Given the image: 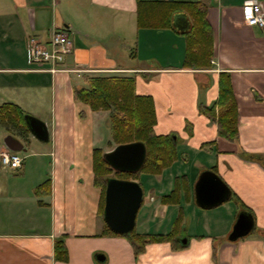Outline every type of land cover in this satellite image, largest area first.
<instances>
[{"label": "crops", "instance_id": "crops-1", "mask_svg": "<svg viewBox=\"0 0 264 264\" xmlns=\"http://www.w3.org/2000/svg\"><path fill=\"white\" fill-rule=\"evenodd\" d=\"M249 1L264 3L211 0L213 68L193 71L183 68L187 41L179 31L190 22L182 14L173 20L179 31L139 29L138 0H0V107H20L46 123L50 133V142L42 143L30 132L24 139L0 126V152L7 149L1 131L25 149L23 156L18 153L21 169H5L0 162V264H264V166L250 159L264 160V28L246 25L243 6ZM54 27L66 30L73 52L62 72H34L28 37L48 41ZM220 73L230 74L238 105L234 142L220 137L217 125L199 112V103L217 101ZM117 75L134 76L137 94L153 98L156 134L177 135L179 160L162 175L148 177L158 181L160 198H150L153 212L142 216L138 232L167 235L178 221L177 240L148 243L139 255L128 238L104 234L99 213L94 152L116 147L111 141L103 145L100 127L110 128L108 113L93 112L74 99V89L86 86V77ZM186 162L195 174L182 171ZM208 170L221 177L232 198L207 210L197 205L195 187ZM177 178L185 192L179 204L166 205L161 197L169 195ZM46 181L49 190L37 193ZM243 212L252 215L254 230L231 242ZM153 217L160 219L155 231L147 228ZM60 239L66 261L55 257Z\"/></svg>", "mask_w": 264, "mask_h": 264}, {"label": "trees", "instance_id": "trees-1", "mask_svg": "<svg viewBox=\"0 0 264 264\" xmlns=\"http://www.w3.org/2000/svg\"><path fill=\"white\" fill-rule=\"evenodd\" d=\"M210 5L211 0L196 2L138 0L137 25L139 29L179 31L173 24L174 17L177 14L186 16L190 26L184 31H179L187 41L183 68L193 71H209L213 68L214 59V34L207 18ZM85 82L86 86L74 89V99L76 102L88 105L93 112L108 113L111 145L141 142L147 148L146 162L142 170L134 174L115 172L105 161L103 150L99 148L95 150L94 182L95 186L101 190L99 213L104 219L107 181L113 176L121 180L139 181L142 174L147 177L162 175L179 160L177 135L159 136L156 134L155 102L151 96L137 94L134 76H88ZM199 112L217 125L220 137L231 142L238 140L239 111L229 73H220L217 101L211 106L199 103ZM25 117L26 114L16 105L5 104L0 107V126L13 132H19L24 139H27L29 129ZM250 159L264 166L262 157L250 156ZM140 184L142 185L141 182ZM49 186V181H46L39 186L37 193L43 190L48 191ZM184 187L182 179L177 178L174 190L162 198V203L179 204L181 193L185 192ZM178 228L179 222L177 221L171 233L152 235L138 233L135 226L130 234L120 235L105 225L104 234L128 238L134 247L135 254L139 255L148 243H176ZM176 247L183 248L181 245ZM55 257L59 261L68 259L63 239L55 243Z\"/></svg>", "mask_w": 264, "mask_h": 264}, {"label": "water", "instance_id": "water-1", "mask_svg": "<svg viewBox=\"0 0 264 264\" xmlns=\"http://www.w3.org/2000/svg\"><path fill=\"white\" fill-rule=\"evenodd\" d=\"M25 121L29 132L40 142L49 143L50 133L46 123L26 115ZM5 146L12 152H24L23 144L9 135ZM108 165L120 173H139L147 159V148L144 143L135 142L118 145L104 153ZM196 203L202 209L217 208L232 198V192L221 177L213 171H205L199 177L195 187ZM144 202V189L137 181L110 178L105 193L104 222L115 233L130 234L136 226L137 216ZM254 230V219L243 212L238 217L229 236L231 242H237ZM183 245L187 240L182 241Z\"/></svg>", "mask_w": 264, "mask_h": 264}, {"label": "built area", "instance_id": "built-area-1", "mask_svg": "<svg viewBox=\"0 0 264 264\" xmlns=\"http://www.w3.org/2000/svg\"><path fill=\"white\" fill-rule=\"evenodd\" d=\"M243 15L247 26L264 28L263 2H246ZM27 49L32 71L57 74L63 71L66 58L73 52V44L64 28L54 27L48 41L41 36H29ZM0 162L5 169L18 170L22 167L23 158L18 153L5 149L0 152Z\"/></svg>", "mask_w": 264, "mask_h": 264}, {"label": "rangeland", "instance_id": "rangeland-1", "mask_svg": "<svg viewBox=\"0 0 264 264\" xmlns=\"http://www.w3.org/2000/svg\"><path fill=\"white\" fill-rule=\"evenodd\" d=\"M100 131L102 132V138H104V143L103 145L107 144L108 142L112 141V138H111V130L110 128H108L106 126V124L103 123L102 127H100ZM2 134L5 133V137L8 135V133L6 131H1ZM4 137V139H5ZM21 156H23L24 154L21 153L20 154ZM193 164L186 162V163H182V171L185 172V171H189L190 169H193L194 171V174L196 173V169L193 168L192 166ZM180 167V168H181ZM178 170V168H176V171ZM186 173V172H185ZM193 173V172H192ZM190 176H195L193 174H189ZM113 178H115L113 176ZM129 181H134V180H129ZM140 182H142V187L144 189V193H145V200H144V203L141 207V210L139 212V215H138V220H137V225H136V231L137 232H140L141 231V220H142V216L145 214V213H149L151 214L153 212V208L154 206L151 205L150 203V198L151 197H154L156 200L159 201V195H158V186L156 187V184L158 185V181L156 182V180L154 181H151L149 182V179L146 175L142 174L141 175V179H139ZM175 183H176V180H175ZM175 188V186H174ZM174 190V189H173ZM172 190V191H173ZM171 191V192H172ZM170 192V193H171ZM169 193V194H170ZM164 196L161 197V199L163 198ZM233 202V201H231ZM232 204V203H231ZM150 221L147 223V228H150L152 229L153 231L157 230V227H158V224H159V221L160 219H155L154 217L149 219Z\"/></svg>", "mask_w": 264, "mask_h": 264}, {"label": "flooded vegetation", "instance_id": "flooded-vegetation-1", "mask_svg": "<svg viewBox=\"0 0 264 264\" xmlns=\"http://www.w3.org/2000/svg\"><path fill=\"white\" fill-rule=\"evenodd\" d=\"M137 182H139V181H137ZM140 183V182H139ZM145 194V193H144ZM144 199H145V195H144Z\"/></svg>", "mask_w": 264, "mask_h": 264}]
</instances>
